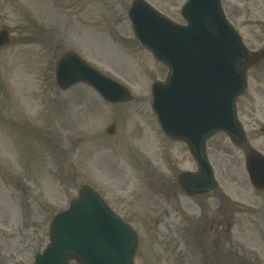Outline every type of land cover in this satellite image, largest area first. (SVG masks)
<instances>
[{"label":"rangeland","instance_id":"1","mask_svg":"<svg viewBox=\"0 0 264 264\" xmlns=\"http://www.w3.org/2000/svg\"><path fill=\"white\" fill-rule=\"evenodd\" d=\"M132 1L0 0V29L11 33L0 49V264H34L53 216L83 184L135 228V264H264V194L246 184L242 157L211 144L230 208V230L221 231L217 247L213 228L225 203L203 197L196 205L179 194L177 176L196 167L187 145L168 141L153 112L151 86L168 69L135 41ZM146 1L182 21L186 0ZM229 2L242 12L240 2ZM68 49L126 84L134 100L111 105L85 84L61 91L55 65ZM261 104L254 88L239 100L249 131L260 130Z\"/></svg>","mask_w":264,"mask_h":264},{"label":"water","instance_id":"2","mask_svg":"<svg viewBox=\"0 0 264 264\" xmlns=\"http://www.w3.org/2000/svg\"><path fill=\"white\" fill-rule=\"evenodd\" d=\"M188 27L175 24L136 0L130 19L139 41L168 64L166 83L153 85V108L164 132L187 141L200 167L198 176L182 174L191 195L212 194L217 189L205 159L204 141L223 129L239 138L235 100L244 92L247 55L234 31L226 24L219 0H190L184 9ZM8 41L0 33V46ZM59 86L78 82L94 87L107 101L127 102L130 92L90 66L72 51L59 59ZM248 171L255 188L264 190L262 166L252 158ZM183 181H186L184 185ZM138 240L131 227L113 213L103 199L83 185L79 197L58 213L50 225V244L36 264H133Z\"/></svg>","mask_w":264,"mask_h":264},{"label":"flooded vegetation","instance_id":"3","mask_svg":"<svg viewBox=\"0 0 264 264\" xmlns=\"http://www.w3.org/2000/svg\"><path fill=\"white\" fill-rule=\"evenodd\" d=\"M225 11L227 18L231 20L240 31L243 32V30L246 29L247 33L251 32V38L247 37L245 35V32H243V35L246 36L247 39V45L251 50H256L258 54L256 55V63L255 65L250 68L249 70V89L248 91L251 90V88H254L255 91L258 92L259 98L261 103L264 104V0H245L242 8L240 9L242 12H236L234 10V6L230 5L228 3V0L225 1L224 3ZM238 9V8H237ZM242 18L240 20V23L238 22V19ZM239 23V24H238ZM249 39H253V44L252 47L249 44ZM251 98H257L255 94H252L250 96ZM253 100V99H251ZM254 101H248V105H253ZM263 104L260 105V108L263 107ZM239 111V116H240V107L238 108ZM246 111L250 115V117L246 116V118L252 120L254 119L253 112L248 108H246ZM242 122L244 121L243 118L241 117ZM244 124V122H243ZM245 126V124H244ZM246 128V126H245ZM246 130L248 131V138L246 140V143L242 146H235L232 144L230 139L227 137L226 139L228 140L229 144L236 147L237 152L239 153V156L237 159L241 160V157L244 159L245 156L247 157L251 152L252 149H258L259 152L264 154V117H262V121L260 123V130H258V133L254 128H251V131H249L247 128ZM254 141H258L260 144L258 147L255 146ZM213 145V144H212ZM212 145L210 146V150L212 153ZM224 149H226V155H228L231 151L229 145L223 146ZM218 149V147H216ZM234 154L232 153V156ZM236 155V154H235ZM232 156H228L227 158L231 159ZM237 156V155H236ZM233 161V159H232ZM236 176V174H235ZM224 203L225 205L221 208V213L223 214L222 219L223 220V228L224 229L226 225V221L230 219V208H229V202L224 199L223 196L217 195ZM197 204H198V197L196 198ZM219 217V216H218Z\"/></svg>","mask_w":264,"mask_h":264}]
</instances>
